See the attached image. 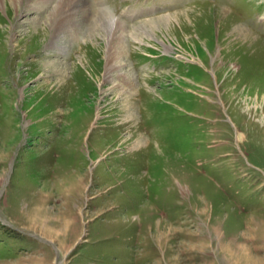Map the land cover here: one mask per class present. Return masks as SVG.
Instances as JSON below:
<instances>
[{"label": "rangeland", "instance_id": "rangeland-1", "mask_svg": "<svg viewBox=\"0 0 264 264\" xmlns=\"http://www.w3.org/2000/svg\"><path fill=\"white\" fill-rule=\"evenodd\" d=\"M86 1L0 0V264H264V0Z\"/></svg>", "mask_w": 264, "mask_h": 264}, {"label": "bare ground", "instance_id": "bare-ground-1", "mask_svg": "<svg viewBox=\"0 0 264 264\" xmlns=\"http://www.w3.org/2000/svg\"><path fill=\"white\" fill-rule=\"evenodd\" d=\"M21 2H22V0H14V4L16 6H18L19 3H21ZM79 9H81L82 12H83V15L82 14L81 15L86 17L87 19L94 18L95 16L99 15V18L96 21L97 26L106 24V25H108L110 27L111 31L114 30L113 29L114 28L113 27V25H114L113 23L114 22H112V23L109 22L108 23L105 18H101V17H103L102 15H104V14L100 13L101 12L100 10H99L100 12H97V11L93 12V10L88 9L86 0H56V9L52 12L51 16H52V18H55L56 16H60V17H58V19H60V23H62V24L58 25V28H57L59 30V34H61V32L63 33V30L66 29V27L68 26L69 23H71V21L76 20V17L78 16V12H79L78 10ZM165 21H167V20H165ZM165 21L156 22V24H151L149 26L152 29L157 28L158 26L159 27L160 26L163 27V26H165V24H164V23H166ZM106 31L109 34V37L106 38V41L108 43V46H110L111 42L114 39H112V37L110 35L112 33L108 29L105 30V32ZM120 37H121V35H120ZM57 38H59V37H57ZM119 43L117 42V44H119ZM124 56H125V49H124V46L122 44L120 45V47H118L116 49L112 48V51H108V53H107V67H106L107 80L110 81V79L113 77V82L112 81L111 82L114 84L113 87L115 89L117 87L122 92H127L128 90H133V92H134L135 87H136L135 83L133 82L134 79L133 80L130 79V76L128 74H126L125 72H123V62H122L123 60L121 61V59H123ZM118 77L123 78V80L121 82L122 83H126V87L116 83ZM133 92H132V94H133ZM127 100H129L128 97H127ZM128 116H132V114L129 113ZM143 142H144V138H142L139 141H137L135 143V145H141V144H143Z\"/></svg>", "mask_w": 264, "mask_h": 264}]
</instances>
